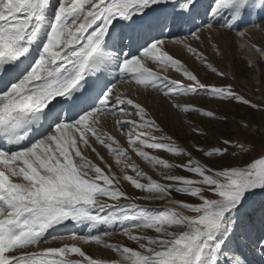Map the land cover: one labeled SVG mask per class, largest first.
I'll use <instances>...</instances> for the list:
<instances>
[{
    "label": "snow or ice",
    "instance_id": "obj_1",
    "mask_svg": "<svg viewBox=\"0 0 264 264\" xmlns=\"http://www.w3.org/2000/svg\"><path fill=\"white\" fill-rule=\"evenodd\" d=\"M254 16L264 20V0H0V264H251L249 247L264 256V135L259 151L249 137L189 150L140 100L155 93L198 115L197 137L228 116L184 98L264 112V94L254 102L225 83L236 76L204 47L223 61L212 32L234 33L255 69L264 44L245 26H264ZM116 234L127 243L110 242Z\"/></svg>",
    "mask_w": 264,
    "mask_h": 264
},
{
    "label": "rangeland",
    "instance_id": "obj_2",
    "mask_svg": "<svg viewBox=\"0 0 264 264\" xmlns=\"http://www.w3.org/2000/svg\"><path fill=\"white\" fill-rule=\"evenodd\" d=\"M209 0H205L204 3H208ZM255 23L264 26V20L259 19L258 17L252 19ZM219 28V25H217ZM249 31V35L251 36L252 42H256L258 44H264V31H260L259 29L253 27V25L247 24ZM184 34H187V30L185 29ZM223 34V35H222ZM208 35L207 31L204 32V36ZM212 35L215 37L217 41L220 42L221 46L226 50V58L221 61L219 57H215L214 53L211 52L210 49L205 45L206 53L210 55V58L214 59L217 62V65L222 69L227 71L230 74H234L236 76L235 80H226L225 83H232L235 85L237 91H242L249 98L253 99L254 102H260L262 98V94H264V62L258 61V66L255 69L249 70L246 67V61L249 57V53L246 49H240L238 47L241 42L238 38L235 37L234 33L229 34L225 30L220 29V31H213ZM172 39V37H169ZM170 49V48H169ZM172 51H179V49L175 46V48L170 49ZM174 75V74H173ZM176 78H179L178 76ZM209 81H217L218 78L214 75L208 77ZM127 87V86H125ZM259 88L260 91L257 92L255 89ZM136 95L135 92L132 93ZM191 99L195 104L205 107H211L217 110L218 114H227L228 120L227 122L217 121L207 126L205 130L208 135L207 137H197L191 132V127L194 125L201 124V118L198 115L192 114H180L171 109V107L165 102L163 97L155 94V93H146L140 96L141 102L145 103L146 106L149 107L152 114L155 116L157 121L161 123L163 126L165 133L173 135L174 139L177 140L178 143L183 147H188L191 150L193 144H200L201 146L207 147L209 144H219V140L217 137L230 138L233 141L244 139L249 137L253 139V142L257 146V151H259V145L261 136L264 135V127H262V117H264V112H256L249 108L238 106V105H220L215 102H210L202 96L192 97V98H184ZM246 120L250 123L251 127L248 130H245L241 127L240 121ZM191 120L193 124H188L186 121ZM108 127L111 128V121L108 122ZM117 138L121 140L125 147H127L125 143V138L119 136V134L115 133ZM102 153L104 150L101 149ZM151 151V150H150ZM106 155V153H104ZM157 154V153H153ZM163 156V153H159ZM133 160L146 172L150 175H153V178L159 179L160 177L157 174L156 170H153L151 166L147 165L143 161H141L134 154ZM195 155V153H194ZM110 160V157H107ZM169 161L172 163L177 162V158L171 157L169 155ZM93 159H95L93 157ZM111 162V160H110ZM132 174V173H129ZM126 190L129 193H132L134 190L125 184ZM261 196L258 195L254 198L256 204H259L261 200ZM145 207L149 208H161L166 206L165 202L158 201H139ZM259 214L257 213L256 220V230L257 235L259 234ZM82 230V229H79ZM110 242H125L123 238L116 234L112 237L108 238ZM58 246V245H53ZM93 246V247H92ZM88 248L86 247V251L93 253L96 256H109L111 255L108 250H104L98 246L92 245ZM93 248V249H92ZM245 254L248 259L251 261V264H264V256L260 254V250L258 248L249 247L244 249Z\"/></svg>",
    "mask_w": 264,
    "mask_h": 264
},
{
    "label": "bare ground",
    "instance_id": "obj_3",
    "mask_svg": "<svg viewBox=\"0 0 264 264\" xmlns=\"http://www.w3.org/2000/svg\"><path fill=\"white\" fill-rule=\"evenodd\" d=\"M206 4V3H205ZM254 18H256L255 16L254 17H252L251 19H254ZM169 48L170 49H172V48H175V46H173V45H171V44H169ZM79 230V229H78ZM89 246H87V248H88ZM93 247V246H92ZM93 249V248H92Z\"/></svg>",
    "mask_w": 264,
    "mask_h": 264
}]
</instances>
